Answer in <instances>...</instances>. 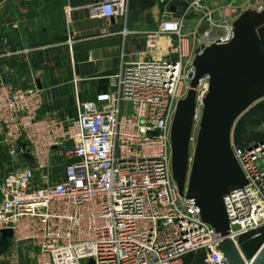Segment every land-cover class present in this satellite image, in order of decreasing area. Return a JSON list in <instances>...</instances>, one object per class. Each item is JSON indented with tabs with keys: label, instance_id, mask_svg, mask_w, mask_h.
Segmentation results:
<instances>
[{
	"label": "built area",
	"instance_id": "obj_1",
	"mask_svg": "<svg viewBox=\"0 0 264 264\" xmlns=\"http://www.w3.org/2000/svg\"><path fill=\"white\" fill-rule=\"evenodd\" d=\"M129 7L130 0H103L89 16L126 18ZM204 10L203 0H188L178 19L146 33L150 51L161 34L173 38L171 58L123 61L107 91L76 98L70 121L43 116L37 89L0 83L1 142L16 166L0 182V232L11 229L15 245L33 243L35 264H188L187 256L200 251L203 264H229L220 250L224 238L202 221L194 200L180 196L172 172V123L195 72L184 22L203 15L208 26L197 36L199 48L234 36L225 25L215 37L212 14ZM256 131L264 137V122ZM231 147L248 181L224 197L227 237L237 245L241 235L264 226V138L242 146L233 130ZM60 150L68 162L54 183L45 184L48 176L39 175Z\"/></svg>",
	"mask_w": 264,
	"mask_h": 264
},
{
	"label": "crops",
	"instance_id": "obj_2",
	"mask_svg": "<svg viewBox=\"0 0 264 264\" xmlns=\"http://www.w3.org/2000/svg\"><path fill=\"white\" fill-rule=\"evenodd\" d=\"M101 1L0 0V83L23 88L36 85L43 96L42 114L66 120L77 113L76 98L91 100L107 90L109 79L118 74L123 61L171 58L174 39L161 34L156 49L150 51L146 33L157 30L161 23L178 19L188 0H130L127 17H116L115 23L90 18L89 9ZM247 1L203 0L204 12L212 14L215 37L222 36V27L233 25L244 11L264 3L253 0L255 6H247ZM173 5L175 12L171 11ZM69 9L70 25L66 21ZM205 26L208 25L201 14L194 13L184 22L186 50L192 58L200 50L197 36ZM124 30L126 36L122 34ZM103 80H108L105 90ZM1 137L0 127V182L16 169ZM53 169L54 163L39 175L48 176L43 183L56 181L57 173L51 176ZM36 252L33 243L15 245L12 239L0 238V264H35Z\"/></svg>",
	"mask_w": 264,
	"mask_h": 264
},
{
	"label": "water",
	"instance_id": "obj_3",
	"mask_svg": "<svg viewBox=\"0 0 264 264\" xmlns=\"http://www.w3.org/2000/svg\"><path fill=\"white\" fill-rule=\"evenodd\" d=\"M171 11H176L174 5ZM109 19L115 23V17ZM232 28L228 43L203 46L195 54L190 89L178 102L171 128L172 172L180 196L194 200L202 221L224 238L220 250L228 263L247 264L257 256L252 264H264V226L238 239L244 261L227 237L230 223L224 205L225 196L248 183L233 154L231 135L237 120L264 98V6L244 11ZM203 79H208V89L200 98V111L197 88ZM24 157L33 162L31 155ZM0 238L12 239L13 231L2 230Z\"/></svg>",
	"mask_w": 264,
	"mask_h": 264
},
{
	"label": "rangeland",
	"instance_id": "obj_4",
	"mask_svg": "<svg viewBox=\"0 0 264 264\" xmlns=\"http://www.w3.org/2000/svg\"><path fill=\"white\" fill-rule=\"evenodd\" d=\"M247 2H249V4H247V6L248 5H251V6H255V3H254V1L253 0H248ZM264 6V3L262 4V5H260L259 7H257V9H259L260 7H263ZM187 23V22H186ZM199 43V42H198ZM213 44V43H212ZM196 46H197V44H196ZM195 46V47H196ZM209 46V45H208ZM202 48V47H201ZM200 48V49H201ZM195 57V56H194ZM194 57H193V60H194ZM192 57H190L189 56V59H191ZM56 64V63H55ZM192 65H193V63H192ZM203 80H206V82H208V79H203ZM192 81V80H191ZM190 84H191V82H190ZM109 85V84H108ZM201 86V85H200ZM198 87L197 88V96L199 97V95L201 94V92H202V90H203V87ZM32 88V87H31ZM32 89H37L39 92H40V95H41V97L43 98V96H42V93H41V91L39 90V88L35 85V87H33ZM108 89V88H107ZM190 89V85H189V88H187V89H185V92H184V94H183V97L181 98V99H183V98H185L186 97V95H187V92H188V90ZM107 91V90H106ZM43 108H44V104H43V106H42V109L41 110H43ZM198 108H199V110L201 111V109H202V107H201V105H200V101H199V99H198ZM261 110H264V98L263 99H261V100H259L258 102H256L253 106H251V108H249L248 110H247V112H245L238 120H237V122H236V124H235V126H234V134H235V131H236V127H237V125L239 126V125H241L242 126V128H244L248 133H257V129H258V127H259V125L261 124V114L259 113V114H256L255 115V112L256 111H261ZM176 112V111H175ZM42 114V113H41ZM43 115V114H42ZM44 116V115H43ZM175 116V115H174ZM243 116H244V118H243ZM47 118H49V119H52L51 117H48V116H46ZM73 117H75V116H72V117H70L69 119H66V120H59V119H57V120H59V121H61V122H67V121H70ZM241 118L242 119H244L245 121H244V123H242V121H241ZM198 125H199V118H198V120L196 121V123H195V127H194V132H193V140H192V146H191V153H193V151H194V147H195V142H196V137H197V132H198ZM1 127V126H0ZM237 128H239V127H237ZM233 132V131H232ZM2 135H3V133H2ZM1 141H2V137H1ZM2 143V142H1ZM4 145V144H3ZM54 149H56V147L54 148ZM9 152V151H8ZM53 163H54V169H53V173H52V175L51 176H53L54 174H56L57 173V176H59V175H61L62 174V172H63V170H64V167H65V165L67 164V162H68V159H67V157H66V155H65V153L63 152V150H60V151H54V153H53ZM31 163V162H30ZM240 249V248H239ZM190 257H192V256H190ZM189 257V258H190ZM245 259V258H244ZM245 261V260H244ZM88 263V261H83L82 262V264H87ZM247 264H249L248 262H246Z\"/></svg>",
	"mask_w": 264,
	"mask_h": 264
},
{
	"label": "trees",
	"instance_id": "obj_5",
	"mask_svg": "<svg viewBox=\"0 0 264 264\" xmlns=\"http://www.w3.org/2000/svg\"><path fill=\"white\" fill-rule=\"evenodd\" d=\"M140 1L146 3L149 0H140ZM144 7H145V5H144ZM101 83H103V85H104L103 90H105L107 88L108 80H103V81H101ZM259 113L261 114L260 120L262 121L261 122V124H262L264 122V110L256 111L255 115L259 114ZM243 118H244V116H243ZM241 121H242V123H244L245 120L241 118ZM237 127H239V128H237ZM237 127H236V131H235V140L242 146H248L252 142H258V141L263 140V138H264L263 135L260 133H248L244 128H242L241 125H239V126L237 125ZM5 241H7V240H5ZM190 256H192V257H190ZM204 259H205V253L201 252V251L194 253V254H190L186 258L188 264H203Z\"/></svg>",
	"mask_w": 264,
	"mask_h": 264
},
{
	"label": "bare ground",
	"instance_id": "obj_6",
	"mask_svg": "<svg viewBox=\"0 0 264 264\" xmlns=\"http://www.w3.org/2000/svg\"><path fill=\"white\" fill-rule=\"evenodd\" d=\"M204 84V89L205 90H207L208 89V82H204L203 83ZM201 96H202V92H201V94L199 95V98H201ZM230 229V228H229ZM235 246H236V248H237V250L239 251V253L242 255V253H241V250L239 249V244H235ZM242 257H243V259H244V256L242 255ZM257 258V256L252 260V261H248V263L249 264H252L253 263V261L255 260ZM245 260V259H244ZM245 262H247V261H245Z\"/></svg>",
	"mask_w": 264,
	"mask_h": 264
}]
</instances>
